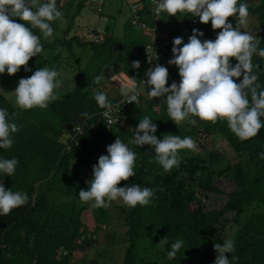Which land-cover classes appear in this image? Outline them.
Returning a JSON list of instances; mask_svg holds the SVG:
<instances>
[{
  "label": "trees",
  "instance_id": "16d2710c",
  "mask_svg": "<svg viewBox=\"0 0 264 264\" xmlns=\"http://www.w3.org/2000/svg\"><path fill=\"white\" fill-rule=\"evenodd\" d=\"M86 2L87 0H82L76 6L78 14L85 8ZM70 3L71 10L75 7V0ZM248 4L249 12L258 18L260 27L258 37L261 38L260 47L264 48V0L258 8L253 7L249 2ZM194 18L197 17H191L190 14L185 17L184 24L190 30L193 28L188 23H191ZM13 19L24 23L18 17ZM143 19L153 26L150 15H145ZM55 22H53L54 33H58L59 28ZM73 22L74 16L64 33V40L48 43L41 36L43 52L45 55L51 52L54 54V64L59 63L58 60L65 50L69 57L71 55L77 60L79 67L75 80L76 86L68 98L55 101L46 109L37 107L23 110L10 104L0 91V107L7 108L10 118L19 128V131L13 134L12 147L0 149V157L19 160L16 173L12 177H0V182L14 192H26L29 196L26 205L14 209L8 216L0 217V264L68 263L59 260L57 252L66 249L72 253L76 239L81 241L83 234L88 232L83 215L89 210V206L86 205L84 209L78 208L74 202L52 203L49 206L51 202L48 197L54 192L66 198H71L73 195L79 196L82 187L71 179V170L98 164L99 157L108 154L107 147L118 138L129 144V147L137 154L135 168L137 175L128 181H121L119 187L136 183L141 187L152 189L160 184V179L163 177L156 176V172L163 167L155 161L154 147L150 145L141 147L130 143L134 138L135 128L144 116L151 117L158 125L156 133L158 138L162 139L163 135L173 134L180 135L182 138L190 136L195 142L197 141L196 133L178 126L171 120L167 112L166 100L159 97L152 98L151 101H145L142 98L138 104L128 108V122L133 125L132 128L120 126L119 128L122 129L120 131L114 129L93 134L88 126L83 135H77L76 130L71 132L68 129L69 124L75 126L85 122L92 124L104 110L95 101V93L91 87L101 89L103 79L110 69H113V72L124 71L136 80L145 77L148 69L143 55L147 42L131 40L128 32L126 39L106 36L102 43L84 41L79 36L69 37ZM200 31L204 33L201 37L203 40L209 39L222 29L214 30L211 22L208 24L201 22ZM98 34L99 32L96 31V35ZM183 40L185 43L188 42V39ZM76 51H80L82 56H77ZM43 52L30 59L28 66L32 71H29L28 77L44 66L54 65L50 63L52 60L45 58ZM166 59V54L162 53L161 60ZM230 59L233 65L238 62L235 58ZM134 61H140L139 70L131 66ZM253 63L259 65L258 68H254V71L259 76L258 82L264 88V58L254 55ZM169 71L171 72H169L168 86L173 82L179 83L181 78L176 79L177 70ZM98 76L102 78L100 84L94 83ZM242 78L239 79L242 80ZM108 96L111 103H115L116 98H112L109 93ZM142 103L146 107L140 111L137 105ZM156 106H159V111H155ZM84 112L88 113L87 117L81 115ZM50 117L52 119H49ZM56 120L60 122V125L55 126L48 122ZM202 121L210 122L217 130L206 126L204 130L207 135L217 132L223 136L241 161L234 169L229 167L224 171L225 174L231 173L235 176L238 188L229 195L230 199L222 213H236L237 221L244 218L246 213H256L246 221L243 229L233 238L235 253L227 255L229 259L232 255L239 257L233 264H264V159L259 158V154L264 152V129H261L257 137L241 141L229 129L226 121L218 120L215 123ZM63 135H74L80 142L78 145L71 142L70 145L73 147L67 150L66 144L59 143L57 140ZM200 148L205 149L203 143L200 144ZM187 153H189L187 149L181 151V154ZM206 174L207 176L204 177ZM213 176L214 173L208 174L206 168L202 170V173L198 169H193L190 179L197 178L198 187L204 194H208L216 192V188L211 184ZM166 181L169 187L168 190L161 192V197L154 194L148 205H137L126 212L131 244L125 264L138 263L136 258H140L138 253L142 249L141 244L145 241L161 247L159 254L163 259L162 264H214L218 255L214 245L226 240L223 237L215 239V233L221 229V227L216 228L218 218L206 216L197 194L185 190L186 182L181 181L180 186L176 188L173 178H166ZM195 202L198 205L196 209L191 206ZM5 224L6 227H4ZM165 237L169 243L159 244ZM177 239H182L184 246L174 259L169 260L167 251L171 250V244ZM36 258L37 261L34 262Z\"/></svg>",
  "mask_w": 264,
  "mask_h": 264
},
{
  "label": "clouds",
  "instance_id": "9594fccd",
  "mask_svg": "<svg viewBox=\"0 0 264 264\" xmlns=\"http://www.w3.org/2000/svg\"><path fill=\"white\" fill-rule=\"evenodd\" d=\"M154 3L157 17L167 14V18H180L190 14L204 24L211 22L214 30L222 31L215 40H202L200 37L204 33L195 28L187 43L181 37L174 38V57L168 63L178 67L181 80L168 86L169 70L157 64L147 70V79L142 82L147 86L148 96L166 100L168 115L178 126L185 120L195 125L197 121L189 118L196 116L213 123L226 121L241 141L257 137L264 129V88L254 71L259 65L253 63V57L264 58V48L260 47L261 38L241 30V25L246 24L249 17L247 0H154ZM17 17L24 23L13 19ZM62 17L57 0H44L39 4L37 0H0V74L15 75L21 66H25V71H32L27 66L31 58L43 52L41 36L54 38L53 22ZM230 17L237 20L236 27L229 21ZM230 58L238 62L233 65ZM131 66L139 70L141 63L134 61ZM60 75L55 69L43 67L28 78H21L14 91L16 105L23 110L46 109L57 99L56 90L62 85ZM101 79L96 77L94 83L100 84ZM121 90L127 104L137 103L142 86L138 87L135 78H130L121 84ZM94 99L100 108L108 112L112 110L107 92L97 91ZM81 115L87 117L88 113ZM153 121L148 116L140 119L130 143L153 146L155 161L165 171H171L179 166L182 150H197L196 142L190 136L182 138L173 134L158 138V125ZM18 131V125L10 118L7 108L0 107V149H10L13 134ZM107 153L101 155L98 164L93 166V178L87 181V190L79 191L80 200L92 201L97 208L108 207L113 201L123 202L129 208L151 203L155 194L151 188L136 183L118 187L121 181L137 175V154L129 144L118 138L107 147ZM259 158L264 159V152ZM18 164L17 158L0 157V177L14 176ZM28 200L26 192H14L0 182V217L8 216L14 209L26 205ZM168 243L165 237L159 244ZM183 246L182 239L172 243L171 250L167 251L168 259H174ZM214 248L218 253L214 264H233L239 259L235 255L229 259L227 255L236 251L234 239L215 243Z\"/></svg>",
  "mask_w": 264,
  "mask_h": 264
},
{
  "label": "rangeland",
  "instance_id": "374dc122",
  "mask_svg": "<svg viewBox=\"0 0 264 264\" xmlns=\"http://www.w3.org/2000/svg\"><path fill=\"white\" fill-rule=\"evenodd\" d=\"M70 1L72 2L73 0H57V6L62 11L63 17L62 19L55 22L58 25L59 31L58 33H54V38L45 39L48 43H53L61 39L64 40V33L69 28V24L73 16L75 21L73 22L71 33L81 37L84 41H94L93 38L96 35V31L99 30V26L101 23L98 24L97 22H94V25L99 26L95 28H93L94 26L89 27L91 24H93L91 22H93L94 17H92V19H88V21L90 20V24L88 23L89 25L84 23L86 22V20L82 18L81 15H76V7L70 10ZM247 1L255 8H258L262 3V0ZM42 2H44V0H37V4ZM80 2L81 0H75L74 6L80 4ZM117 3L121 5V9L124 10L122 16L116 17V20L114 22V18L109 15L108 2L105 5V13L103 15L104 18L106 15L109 20H112V22L109 23V26H114L115 36L118 38L124 37L126 39L128 32V36L131 38V40L142 42L140 30L138 28L136 29L135 27H132L131 24L128 23V20L130 19V13L126 7L124 0H117ZM86 10L87 12H90V16L95 15L98 18L102 16L101 12L94 11L91 7L86 6ZM161 19L162 20L160 21H162V28L172 33L171 35L175 37H181L185 39L186 36L183 37L184 35L181 33L180 28L184 24L185 16H181L180 18L178 16H170L167 18V14H162ZM102 20L106 21L104 19ZM229 21L233 23L234 27H236L238 23L236 19H229ZM241 28L242 31H249L253 35L258 36L260 30L258 18L249 12L247 23L241 25ZM67 53L68 52L65 50L63 52V55L58 60L59 63L54 64V54H52L51 52L45 55V52H43L45 58L52 60L50 63L54 64L52 66L44 67L55 69L61 73L59 79L62 81V85L59 89L56 90L57 99L55 101L68 98L69 94L75 89L76 86L75 80L78 76L77 68L79 66L76 63L77 60L71 55L69 57ZM76 55L79 57L82 56L80 51H76ZM169 60L164 61V66L167 68L169 67L168 70H178L176 79H180L181 77L179 75L178 67L169 64ZM82 63H84L83 59L81 64ZM109 71L110 72L103 79L104 82L101 86V89L105 90L106 92L109 91L111 94L110 96H112L113 98L120 97L121 93L119 88L112 84L110 81V78L114 74V72L111 69ZM28 75L29 71H25V66H21V70L15 75H9L7 74V72H5L4 74H0V91L10 102V104H12L16 108L19 107L15 103L14 91L18 87L20 79L28 78ZM91 89L94 90V93L101 90L99 88H95V86L91 87ZM151 99L152 98L148 96L147 90L144 95V100L151 101ZM55 101L51 102L50 104L54 103ZM137 106L140 111H143L144 107H146L143 106V103ZM159 109V106L155 107V111H159ZM46 118H48V116H46ZM128 118L129 116H127V118L125 119L126 125H123L122 128H132L133 125L128 122ZM41 119L45 120L44 117H41ZM49 119H52V117H50ZM189 119H195L197 123L195 125H192L188 122V120H185L181 122L180 126L197 134V150H189V153L187 154H181L180 152L181 162L178 167H174L171 171L159 169L156 172V176L161 175L163 178L160 179V184L154 186V188L152 189L154 190L155 194H158L159 197H161V192L168 190L167 188L169 187L166 178H173V183L175 184L176 188L180 186L181 181L186 182V185L184 187L185 190L193 191L197 194L199 201L202 202V206L205 209L206 216L208 218H218V224H216L217 226H215L216 228L221 227V229L218 230V233H215V239H219L221 237L225 239H233L238 235V232L243 229L246 221L254 214H256L255 212L246 213L244 218L237 221L236 213H222L225 205L230 199L229 195L235 192L238 188V185L235 182V176L231 173L225 174L224 171L229 167H232L234 169L237 165H239L241 161L237 153L233 150L229 142L224 139L223 136H221L217 132H213L212 134L207 135L204 130L206 126H211V128L215 130L210 122H203L199 117L196 116H190ZM48 122L55 124V126L60 125V122H58L57 120ZM78 128L79 125H74V128L71 130V132L75 130H77L78 132ZM116 130L120 131L122 129L118 128ZM57 140L59 141V143L66 144L65 146L68 150L72 148V146L70 145L71 142L74 141L75 145H78L80 142L74 135H63L62 137L57 138ZM201 143L204 144L205 149L200 148ZM204 168L208 170V174L212 172L214 173L211 183L216 188V192L214 193L204 194L202 189L198 187V179H190L191 171L193 169H198L200 170V173H202V170ZM206 176L207 174L204 177ZM92 178L93 166L79 167L71 170V179L75 184L80 185L84 190L88 189L89 185L87 181L91 180ZM48 200L49 202H51L49 206L52 203L60 204L64 202H74L78 208L82 209H84L86 205L89 206V210L86 211L83 215L84 223L86 227H88V232H85L83 234L81 241L76 239L72 253H70L66 249L59 250L57 252L59 260H61L62 262L67 261V264H125V258L131 244L128 236L130 228L126 219V212L130 211L132 208H129L123 202L116 201L111 202L108 207L97 208L93 206L94 202L92 201L82 202L77 195H73L71 198H66L61 196L58 192L52 193V195L48 197ZM191 206L194 209L198 208L196 202L191 204ZM86 241L87 243H83ZM141 248V252L139 251L138 253V257L140 258H136V263L138 262L137 264L163 263V259H161L159 254L161 250L160 246L154 245L149 241H145L141 244ZM36 261L37 258L34 260V262Z\"/></svg>",
  "mask_w": 264,
  "mask_h": 264
},
{
  "label": "built area",
  "instance_id": "2783aa9c",
  "mask_svg": "<svg viewBox=\"0 0 264 264\" xmlns=\"http://www.w3.org/2000/svg\"><path fill=\"white\" fill-rule=\"evenodd\" d=\"M88 1L91 2V4L99 5V6H101L104 2V0H88ZM126 2L130 8V11L132 14L131 24L135 27H139V28L149 32V40L146 43L144 51H143V55L146 59L147 65H148V69L154 68L157 64L164 66V63L161 60L162 53H165L166 57H168V56L174 57V53L172 51L173 46H174L173 45L174 40L162 33V31L160 29V23H161L160 20H161L162 15L160 17H157L155 15L154 0H126ZM98 11L102 12V9L99 7ZM145 15H150L153 26L149 25L146 21H144L143 17ZM191 26L193 29L195 28V29L200 30L201 22L199 21L198 17L193 19V21L191 22ZM193 29L190 31L189 37L193 34ZM217 34H218V32L214 33L209 38V40H215L217 38ZM105 38H106L105 34L103 32H101L98 35L94 36L93 42L102 43V42H104ZM130 78H133V77H131L130 75H128L122 71L115 72L111 76L110 81L112 84H114L116 87L119 88L120 93H121L120 97L116 98L115 103L112 104L113 108L110 112H108L107 109H104L99 114V116L97 117V120L95 122H93L92 124L85 122V123L79 125L78 132L76 130L77 135H83L85 128L88 126H89V129L91 130V132L93 134H98L99 131H108L109 132V131H112L114 129H118L120 126L122 127L123 125L124 126L126 125L125 119L127 118L128 113H129L128 108L133 106V105L138 104L139 101L142 98H144V95H145L146 91L148 90L147 86L143 85V83H142L143 80L147 79L146 76L143 77L141 80L135 79L138 87L142 86V91L140 92L137 103L133 102V103L127 104V98L122 95L121 84L127 83ZM106 112H108L107 115H105ZM129 128H131V127H129ZM73 143L75 144L74 141H73Z\"/></svg>",
  "mask_w": 264,
  "mask_h": 264
},
{
  "label": "crops",
  "instance_id": "0c3cea01",
  "mask_svg": "<svg viewBox=\"0 0 264 264\" xmlns=\"http://www.w3.org/2000/svg\"><path fill=\"white\" fill-rule=\"evenodd\" d=\"M77 1V0H76ZM108 2V9H109V15L110 16H112V18H114L113 20H114V22H115V20H116V17H119V16H122V14L124 13V10H122L121 9V5H119L118 3H117V0H104V2H103V4L101 5V6H99V5H94V4H91V2H89L88 0H87V2H86V6L87 7H91L92 8V10H94V11H98V8L100 7L101 9H102V16L100 17V18H98L97 16H95V15H92V16H90V12L88 11L87 12V10H86V6H85V8L78 14L77 13V10H76V15H81V17L82 18H84L85 20H86V22H84V23H86V24H88L89 22H90V20L88 21V19L90 18V19H92V17H94V19H93V22H91V23H93V24H91L89 27H92V26H94L93 28H95V27H98V26H96V25H94V22H97L98 24H100V26H99V30L97 31V32H99V33H101V32H105L104 34H105V36H109V37H116L115 36V33H114V26L113 27H110L109 26V23L110 22H112V20H109V18L105 15V18H104V13H105V5H106V3ZM124 2H125V4H126V7H127V9H128V11H129V13H130V19L128 20V23H130L131 24V17H132V14H131V11H130V8H129V6H128V4H127V2H126V0H124ZM77 6V5H76ZM75 6V7H76ZM74 7V8H75ZM76 9V8H75ZM79 16H77V17H79ZM76 17V16H75ZM102 19H104V20H106V21H103ZM162 20V19H161ZM74 21H75V19H74ZM90 24V23H89ZM88 24V25H89ZM149 24V23H148ZM132 25V24H131ZM188 25H190L191 26V23L189 22L188 23ZM133 26V25H132ZM133 27H135V26H133ZM136 29L138 28V27H135ZM181 33L184 35L183 37H185V39H189V34H190V29L186 26V24H183L181 27ZM139 30H140V32H141V36H142V41L143 42H148V40H149V32H147V31H145V30H143V29H141V28H138ZM160 29H161V31H162V29H163V31H166V32H163L162 31V33L164 34V35H166V36H168V37H170V38H172L173 40H174V38H177V37H175V36H173V35H171L172 33H170V32H168L167 30H165L164 28H162V21H161V23H160ZM73 32V31H72ZM188 35H187V34ZM70 36L71 37H73V36H76V35H74V34H70ZM118 38V37H117ZM120 39H125L124 37H122V38H120ZM169 59H172V57H167V59L166 60H169ZM165 61V60H164ZM164 61H163V63H164ZM169 68V67H168ZM111 70H113V69H111ZM110 72V71H109ZM122 72H124V71H122ZM177 72H178V70H177ZM127 74V73H126ZM109 94H110V92L109 91H107ZM111 95V94H110ZM112 97V96H111ZM113 98V97H112Z\"/></svg>",
  "mask_w": 264,
  "mask_h": 264
},
{
  "label": "water",
  "instance_id": "95a60500",
  "mask_svg": "<svg viewBox=\"0 0 264 264\" xmlns=\"http://www.w3.org/2000/svg\"><path fill=\"white\" fill-rule=\"evenodd\" d=\"M74 128V124H69L68 125V129L71 131ZM1 223V222H0ZM7 225L5 224L4 227H6Z\"/></svg>",
  "mask_w": 264,
  "mask_h": 264
}]
</instances>
